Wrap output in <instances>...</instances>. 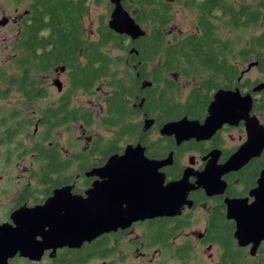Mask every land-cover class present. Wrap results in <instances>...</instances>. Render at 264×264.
I'll use <instances>...</instances> for the list:
<instances>
[{
  "label": "trees",
  "instance_id": "trees-1",
  "mask_svg": "<svg viewBox=\"0 0 264 264\" xmlns=\"http://www.w3.org/2000/svg\"><path fill=\"white\" fill-rule=\"evenodd\" d=\"M105 1L94 0V5L106 4ZM134 1L139 10L131 11L134 4L124 5V9L128 11L130 7L128 12L145 35L132 43L127 36L110 30L109 9L106 16L99 17L94 37L90 38L83 22L88 0H34L32 22L25 28L17 49L21 55L13 62V72L0 70V83L13 86L28 103L49 97L48 89L42 85L54 71L64 69L66 73V89L53 104L39 109L35 120L19 111L6 113L0 120V166L10 163L15 153L20 158L31 156L35 167L30 179L35 185L46 187L42 195L53 186L73 180L72 164H77L76 169L82 173L87 166L102 164L120 153L123 146L139 136L147 153L165 157L169 142L158 139L148 143L147 134L141 133L140 114L152 116L160 111L156 127L183 116L198 117L201 104L208 100L207 95L216 84H231L237 77L232 60L244 61L248 53L257 55L264 51V31L241 48L223 34V30L235 33L256 27L263 17L264 0L239 8L225 0H183L185 7L198 14L197 29L171 42L166 37V28L173 20L170 4L162 0ZM114 51L118 54L114 55ZM130 67L132 74L115 71ZM171 74L178 80L170 78ZM181 80L195 82L186 96ZM146 82L150 88H142ZM105 88L112 92L106 95ZM97 92H102L104 111L98 126L110 136L95 135L85 150L64 157L54 132L77 125L90 134L96 123L95 113L77 107L74 96L99 95ZM136 93L144 98L141 110L130 105ZM19 137L22 139L15 145L14 140ZM27 139L34 144L24 146L22 140ZM70 141L69 148L78 146ZM212 225L215 226L213 221Z\"/></svg>",
  "mask_w": 264,
  "mask_h": 264
},
{
  "label": "flooded vegetation",
  "instance_id": "flooded-vegetation-1",
  "mask_svg": "<svg viewBox=\"0 0 264 264\" xmlns=\"http://www.w3.org/2000/svg\"><path fill=\"white\" fill-rule=\"evenodd\" d=\"M10 1L11 15L0 8V28L3 29L10 25L17 28L15 40L11 45V49L17 53L11 54L10 60L13 64L14 60L21 55L20 50L17 49L22 43L25 28L32 22L34 0ZM162 1L169 3L172 8L173 20L166 28L168 42L182 38L184 34L167 31L174 24V4L193 12L194 10L185 7L183 0ZM225 1L229 4L232 3L236 8L244 4L252 5L254 2L253 0L235 4L232 0ZM105 2L106 4L104 3L100 7L104 6L106 12L107 9L110 10V18L114 6L110 0ZM125 2V0L120 2L123 9L124 5L128 4H134L131 11L140 9L134 0H127L126 4ZM91 4H94V0H88L87 10ZM22 7L24 9H21ZM124 10L128 12L130 7L128 11ZM194 13L196 14V12ZM86 14L83 17V22ZM129 14L133 18V14ZM262 16L261 21L264 20V13ZM196 29L197 21L195 31ZM227 38L229 37L227 36ZM238 59H233L231 63L237 71L235 80L231 84L217 83L213 92L207 95L208 100L203 105L201 104V113L198 117L183 116L179 119L165 121L160 127H156L155 123L160 111L155 112L152 116H148L144 112L140 114L138 120L142 122L141 133L147 134L148 143L156 142L158 139L169 142V152L165 157L157 158L155 154L151 156L149 152L147 153V146L142 143L140 136L135 142L127 144H141L145 149L144 156L149 160L163 161L170 154L172 155L171 164L159 169V172L165 177L164 185L178 182L185 175L188 176L185 186L181 187V190L186 192V199L178 214L145 218L133 222L125 229L110 230L94 240L84 241L76 247L67 245L52 248L45 242L44 236L38 235L35 236L34 244L42 247L43 252L38 259H31L28 256L29 253H26V250L30 249L29 237L24 235L29 233L25 230L26 227L19 229L13 219L15 212L44 206L53 191L63 187H71L70 193L73 196L85 198L86 191L91 189L94 181L98 180V177H87L86 173L102 167L109 157L102 164L87 166L82 173L76 169L77 164H72L73 180L51 187L45 195L41 193L46 187L35 185L29 176L30 183L37 188L29 185L24 186L15 201L8 198L11 193L8 183L6 187L0 189V197L5 198V202H12V206L7 204L0 211V264H264V88H259L264 84V51L257 55L248 53V57L244 61ZM57 71L66 74L64 70ZM115 71L129 74L134 72L132 67L119 68ZM253 72L256 74L252 75ZM170 76L173 79L177 78L174 74ZM202 80L204 77L201 78ZM3 86L5 88L1 91H7V93L0 95V100L8 98L13 89V86L4 84ZM150 86H145V88H150ZM190 88L186 92V88L181 86L183 96L190 92ZM111 92L110 89L105 88L106 95ZM219 92L224 93L226 99H222L221 110L218 114L217 122H220V126L216 130L214 129L212 134L203 133L201 140L192 138L179 145H177L174 136L160 134V130L165 124L177 122L183 118L198 122L203 126L209 117V106L214 100V96ZM225 94H228L229 100L230 98L234 100L228 101ZM143 101L144 98L136 93L130 105L141 110ZM181 102L184 103L185 99ZM146 120L152 121L153 124L149 129L144 130ZM35 129H37V123ZM92 139V135L86 138V146ZM127 145L123 146L120 153L115 154L121 155ZM239 153L247 155L249 153L250 158L236 171L221 174L231 158ZM9 167L11 164L6 163L1 168L4 170ZM217 174H219L218 179H216ZM8 182L11 183V181ZM30 194L34 197L29 196ZM227 201H234V208H231L234 218L228 216ZM238 215L246 219V223L249 225L243 230V233L249 235L243 245H240L235 237L238 228ZM212 221L215 226L212 225Z\"/></svg>",
  "mask_w": 264,
  "mask_h": 264
},
{
  "label": "water",
  "instance_id": "water-1",
  "mask_svg": "<svg viewBox=\"0 0 264 264\" xmlns=\"http://www.w3.org/2000/svg\"><path fill=\"white\" fill-rule=\"evenodd\" d=\"M110 2L114 6L108 21L110 30L115 34L127 36L132 43L143 37L145 31L123 9L121 0H110ZM150 85L146 82L142 88ZM53 86L58 92L62 91L61 81L55 80ZM259 88H264V84ZM225 95L228 101L234 100L233 98L229 100L228 94ZM224 98L226 99V96L222 92L214 96L209 106V117L203 126L198 122L183 118L177 122L165 124L160 134L174 136L177 145L192 138L201 140L203 133L212 134L220 126L217 119H219L218 114ZM144 124V130H147L153 122L146 120ZM144 151L145 149L139 143L127 145L121 155L110 156L102 167L86 173L87 177H98V180L94 181L91 189L86 191L85 198L73 196L70 193L71 187H63L54 190L44 206L16 211L13 219L19 229L26 227L25 230L29 234L24 235L29 237V248L33 247L31 250H26V253H29L28 256L31 259H38L43 252L42 247L34 244L35 236L38 235L44 236L45 242L52 248L67 245L76 247L110 230L125 229L133 222L145 218L178 214L179 209L185 203L186 192L181 190V187L185 186L188 176L185 175L178 182L164 185L165 177L159 169L171 164L172 155L170 154L166 160L156 161L147 159ZM249 155V153L248 155L239 153L231 158L229 164L226 165L227 170L225 169L221 174L236 171L247 162ZM218 178L219 174L216 175V179ZM227 202L228 216L234 218L232 210L234 201ZM237 221L238 228L235 237L239 244L243 245L249 236L243 233V230L249 225L246 219L239 215Z\"/></svg>",
  "mask_w": 264,
  "mask_h": 264
},
{
  "label": "rangeland",
  "instance_id": "rangeland-1",
  "mask_svg": "<svg viewBox=\"0 0 264 264\" xmlns=\"http://www.w3.org/2000/svg\"><path fill=\"white\" fill-rule=\"evenodd\" d=\"M235 4H240L241 2H252L253 0H232ZM0 8L1 10L7 11L11 15V1L10 0H0ZM21 9H24L22 7ZM174 24L168 28L167 31H173L177 34H186L192 31H195L196 28V14L188 9H185L177 4H174ZM6 13V14H7ZM106 9L104 6H96L94 4L89 5L87 10L86 17L84 18L85 22V33L90 38L94 37V29L98 24V19L100 16H106ZM264 31V20H262L256 27H250L248 29L238 30L235 33H231L228 31L223 30L224 36H228L233 44H236L237 47L246 46L248 40L251 37L259 35ZM17 33V28L10 25L9 27L0 28V70L6 71L8 74L13 72V64L12 60H10L11 54H17L14 50L11 49V45L15 40V35ZM114 55L118 54L116 51L113 52ZM246 67V66H244ZM243 67V68H244ZM256 73L253 72L252 75ZM47 83L44 84L43 87H46L49 92V97L44 100H36L31 103L26 102L20 94L16 93L14 89L11 90L9 93L8 98L0 100V120L1 118L6 115V113L12 111H19L23 115L29 117V119L35 120L38 117V110L45 108L57 99L59 96V92L53 86V82L55 80H59L62 83V90L64 91L67 87V79L66 74H63L60 71H54L51 76L46 78ZM195 82H186L181 80V86L187 89L190 88ZM5 86L0 84V91L3 90ZM2 91L0 92V95ZM99 95L93 96H85L82 93H78L74 96V103L77 107H85L91 109L96 116V123L92 128V132L90 133L92 136L100 135L103 137H109L110 133L106 131L104 128L98 126L100 118L102 117L103 111V102H102V92H97ZM86 133V131L80 129L79 126L74 125L69 128L63 127L54 132V136L57 138L62 152L64 153V157L70 156L73 152L81 151L86 147V138L90 135ZM22 138L19 137L15 141L18 144ZM73 142L74 144H78L76 148L68 147V141ZM24 146H28L34 144L29 139L22 140ZM13 145V147L15 146ZM15 148V147H14ZM11 167L8 169L2 170L0 168V189L7 186L9 184V189L11 193L9 197L11 200L15 201L18 193L22 188L26 185L31 187L35 186L34 184L30 183L29 176L31 170L34 169V164L31 159V156L25 157H18V154L15 153L14 159L10 161ZM10 168H12V173L10 172ZM10 172V173H9ZM8 181H11L9 183ZM36 187V186H35ZM37 188V187H36ZM40 188V187H38ZM8 196V195H7ZM7 204L12 206V202H5V198L0 197V211L3 209Z\"/></svg>",
  "mask_w": 264,
  "mask_h": 264
},
{
  "label": "bare ground",
  "instance_id": "bare-ground-1",
  "mask_svg": "<svg viewBox=\"0 0 264 264\" xmlns=\"http://www.w3.org/2000/svg\"><path fill=\"white\" fill-rule=\"evenodd\" d=\"M63 89V88H62Z\"/></svg>",
  "mask_w": 264,
  "mask_h": 264
}]
</instances>
